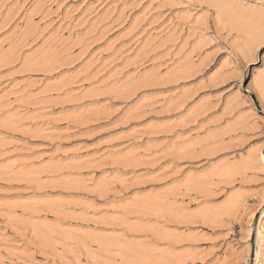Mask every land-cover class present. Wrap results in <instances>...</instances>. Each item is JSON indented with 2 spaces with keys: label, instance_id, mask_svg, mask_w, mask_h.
I'll list each match as a JSON object with an SVG mask.
<instances>
[{
  "label": "rangeland",
  "instance_id": "rangeland-1",
  "mask_svg": "<svg viewBox=\"0 0 264 264\" xmlns=\"http://www.w3.org/2000/svg\"><path fill=\"white\" fill-rule=\"evenodd\" d=\"M262 4L0 0V264H264Z\"/></svg>",
  "mask_w": 264,
  "mask_h": 264
},
{
  "label": "snow or ice",
  "instance_id": "snow-or-ice-1",
  "mask_svg": "<svg viewBox=\"0 0 264 264\" xmlns=\"http://www.w3.org/2000/svg\"><path fill=\"white\" fill-rule=\"evenodd\" d=\"M207 7L211 9L218 6L209 4ZM261 8L264 12V4ZM231 69L234 76L227 80L222 91L227 92L230 104L244 102L241 110L261 125V138L264 139V32L261 33V42L258 45L253 44L243 56H235ZM260 211H264V206Z\"/></svg>",
  "mask_w": 264,
  "mask_h": 264
},
{
  "label": "bare ground",
  "instance_id": "bare-ground-1",
  "mask_svg": "<svg viewBox=\"0 0 264 264\" xmlns=\"http://www.w3.org/2000/svg\"><path fill=\"white\" fill-rule=\"evenodd\" d=\"M259 235H261V234H259Z\"/></svg>",
  "mask_w": 264,
  "mask_h": 264
}]
</instances>
